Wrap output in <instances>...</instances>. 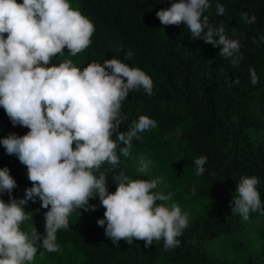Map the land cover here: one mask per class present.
I'll return each instance as SVG.
<instances>
[{"label":"clouds","instance_id":"obj_1","mask_svg":"<svg viewBox=\"0 0 264 264\" xmlns=\"http://www.w3.org/2000/svg\"><path fill=\"white\" fill-rule=\"evenodd\" d=\"M211 7L210 0H178L156 16L164 26L185 24L192 39L220 48L219 56L236 67L244 59L241 39L235 30L230 38L223 23L210 21L205 13ZM215 9L224 15L221 3ZM240 15L246 24L256 21L254 14ZM94 32L92 20L69 0H0V107L14 127L28 129L24 135L9 133L0 144L27 168L32 185L25 189V198H15L17 183L9 168H0V264H31L41 249L58 252L57 232L69 227L72 213L95 211L89 201L97 196L105 209L97 224H106L105 236L113 244L143 240L149 247L163 240L168 251L179 247L178 237L189 227L186 212L164 203L172 194L154 191L158 178L132 179L123 170L116 171L120 155L129 157L133 140L141 139L138 134L157 127L154 119L140 115L128 131H119L126 119L122 102L130 91L143 89L152 96L154 85L145 71L117 58L93 60L82 69L73 59L63 58L65 48L71 57L86 50ZM259 42H264V35L259 41L253 37L252 43ZM131 55L129 51L127 56ZM57 57L61 59L53 63ZM249 74L255 86L259 82L255 68H249ZM206 162L204 155L194 159L197 177L205 173ZM105 164L111 168L102 171ZM150 164L141 157L139 171L146 172ZM110 172L115 192L108 191ZM259 183L256 176L239 179L230 203L232 215L243 220L253 212L264 215ZM5 193L8 201L2 198ZM29 200H39L47 209L44 234L35 227L21 228L30 218L25 209Z\"/></svg>","mask_w":264,"mask_h":264},{"label":"trees","instance_id":"obj_2","mask_svg":"<svg viewBox=\"0 0 264 264\" xmlns=\"http://www.w3.org/2000/svg\"><path fill=\"white\" fill-rule=\"evenodd\" d=\"M69 2L95 26L91 45L81 52V69L93 60L103 63L117 58L152 78V96L140 89L130 91L122 102L126 119L119 131H128L140 115L154 119L157 127L139 133L141 139L133 140L132 149L158 148L163 166L186 170L188 177L180 178L186 184L181 193L200 202L202 213L190 216L189 227L178 237L181 243L175 249L165 251L163 240L149 247H144L143 240L131 245L120 240L116 245L105 236L106 224H97L105 211L97 196L89 201L96 205L95 211L72 213L69 227L57 232L60 250L48 253L41 249L31 264H150L161 255L171 264H264V215L253 212L243 220L232 215L230 207L237 182L245 175L259 178L257 190L264 204V42L252 43L253 37L259 41L264 35V0H210L212 7L205 13L210 21L223 23L230 38L235 30L241 39L244 59L236 67L219 56L220 48L192 39L185 24H161L156 12L178 0ZM217 2L225 7L222 16L216 14ZM244 12L254 14L255 23L246 24L240 15ZM249 68H255L259 77L255 86L250 83ZM27 131L14 127L0 107V139ZM201 155L207 156L206 171L197 177L194 159ZM3 167L9 168L17 183L12 196L25 198V189L32 186L27 168L0 144ZM110 168L102 165L101 170ZM116 186L113 173H108V191L115 192ZM2 198L8 201L9 196L5 193ZM25 209L31 214L22 230L35 227L44 234L47 209L41 208L39 200L27 201Z\"/></svg>","mask_w":264,"mask_h":264},{"label":"rangeland","instance_id":"obj_3","mask_svg":"<svg viewBox=\"0 0 264 264\" xmlns=\"http://www.w3.org/2000/svg\"><path fill=\"white\" fill-rule=\"evenodd\" d=\"M67 49H64L65 56L63 58H71L74 63L79 67L83 61L84 56L79 53L75 57H71L67 53ZM60 58V57H59ZM61 59V58H60ZM118 152V151H117ZM162 152L158 148H154L151 150H142V151H132L130 150V156L124 157L120 155V164L119 168L124 170V172L132 179H159L160 183L157 185V188L154 189L156 192L163 193L164 195L172 194V199L168 201H164V203L172 205H178L181 208L182 213H187L190 217L193 213L195 216H198L202 213V210L199 206H201L200 202L187 198L181 192H183L186 184L180 180V178H185L187 175L186 170L174 171L172 167H165L164 162L159 160V156ZM119 154V152H118ZM141 157L147 158V160L151 161V164L148 167L146 172L139 171V160ZM107 167L110 166L105 164ZM163 166L161 169L160 167ZM165 176L164 179L161 180V177ZM188 177V175H187ZM186 179V178H185ZM183 195V196H182ZM139 264H147L141 262ZM150 264H171L166 258L161 255L159 256L153 263Z\"/></svg>","mask_w":264,"mask_h":264}]
</instances>
